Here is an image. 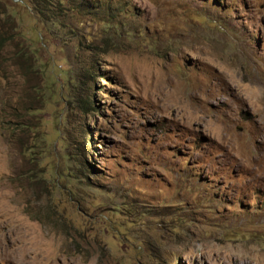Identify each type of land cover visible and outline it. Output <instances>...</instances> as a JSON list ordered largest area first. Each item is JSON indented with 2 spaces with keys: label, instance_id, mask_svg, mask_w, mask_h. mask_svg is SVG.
Instances as JSON below:
<instances>
[{
  "label": "rangeland",
  "instance_id": "rangeland-1",
  "mask_svg": "<svg viewBox=\"0 0 264 264\" xmlns=\"http://www.w3.org/2000/svg\"><path fill=\"white\" fill-rule=\"evenodd\" d=\"M63 2L0 0V264H264V0Z\"/></svg>",
  "mask_w": 264,
  "mask_h": 264
},
{
  "label": "trees",
  "instance_id": "trees-1",
  "mask_svg": "<svg viewBox=\"0 0 264 264\" xmlns=\"http://www.w3.org/2000/svg\"><path fill=\"white\" fill-rule=\"evenodd\" d=\"M32 5V11L40 16L42 19H44L45 24H50L53 26L58 25V17L55 14H52L51 8L54 6L56 8H62L63 1L65 0H57V2H53L52 0H28ZM68 3V6L74 10L75 5L78 4L79 8L84 7L85 9L92 10V9H100V5L97 4H90L88 3L89 0H66ZM87 2V3H86ZM52 15V18H50V21L48 20V16ZM92 140H90V143L92 144Z\"/></svg>",
  "mask_w": 264,
  "mask_h": 264
}]
</instances>
